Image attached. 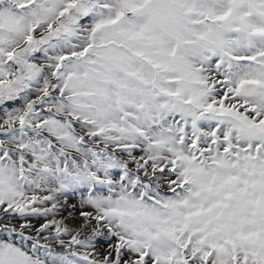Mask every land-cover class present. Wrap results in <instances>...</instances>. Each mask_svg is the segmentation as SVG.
I'll return each instance as SVG.
<instances>
[{
	"label": "snow or ice",
	"instance_id": "obj_1",
	"mask_svg": "<svg viewBox=\"0 0 264 264\" xmlns=\"http://www.w3.org/2000/svg\"><path fill=\"white\" fill-rule=\"evenodd\" d=\"M0 264H264V0H0Z\"/></svg>",
	"mask_w": 264,
	"mask_h": 264
}]
</instances>
